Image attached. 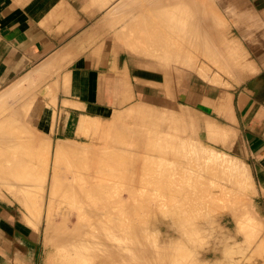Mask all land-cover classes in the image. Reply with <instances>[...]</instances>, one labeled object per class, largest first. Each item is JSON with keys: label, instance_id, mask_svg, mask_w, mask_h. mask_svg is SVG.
Returning a JSON list of instances; mask_svg holds the SVG:
<instances>
[{"label": "crops", "instance_id": "0c3cea01", "mask_svg": "<svg viewBox=\"0 0 264 264\" xmlns=\"http://www.w3.org/2000/svg\"><path fill=\"white\" fill-rule=\"evenodd\" d=\"M177 9L190 15L185 25L201 27V65L184 70L176 38L161 31L168 11L176 35ZM208 30L232 78L205 66ZM178 72L190 76L178 82ZM150 85H170L206 142L208 127L216 130L215 144L248 166L264 203V0H0V139L37 138L36 151L53 153L86 137L97 147L101 123L155 100ZM13 203L0 197V264H62L43 258Z\"/></svg>", "mask_w": 264, "mask_h": 264}, {"label": "bare ground", "instance_id": "6f19581e", "mask_svg": "<svg viewBox=\"0 0 264 264\" xmlns=\"http://www.w3.org/2000/svg\"><path fill=\"white\" fill-rule=\"evenodd\" d=\"M148 109L143 105H135L128 110V114L136 116V119L137 117L139 120L144 119L142 134L139 136L143 142L152 145L151 151L154 154L149 162H144L148 164L140 165L139 171L124 173L132 177L134 180L132 183L124 186V184L108 181L113 177H122L118 173L98 174V169L103 170L106 169V165L108 166L109 163L106 161L117 160L118 156L113 151L97 153L92 147L88 149L83 147L84 150L80 146L63 144L54 151L55 161L48 181L47 166H41V168L44 167L45 172L37 175L35 170L38 166L32 167L26 164V157L28 160L30 155L24 156V152L18 148V155L13 157L2 153L0 148V187L3 186L8 192H13L16 195V201L28 213L34 208L33 202L36 200L34 196L40 193L42 199L45 188L47 189L44 235L46 238H49V234L52 236L53 245L60 253L61 262L69 264H244V260L251 258L246 264H264V237L255 238L262 232L263 225L256 218L248 201L244 199L243 192L248 184L244 173L237 169L236 164H232L225 155H216L207 148V151L196 149L189 145V142L186 143L184 135L186 136L187 132L181 134L183 129L178 133V130L183 127V125L180 126L182 123L179 124L181 120L178 122L176 120L179 125L175 123V126L178 125L181 128L176 126L179 129H175L174 132H178L173 133L183 135L185 142L182 141V144L186 143L187 148L189 146L193 148L187 151L184 145L178 147L181 145L180 141L177 140V142L175 138H172L175 139L172 141L170 140L172 136L168 135L172 133V130L169 129L168 132H171L167 135L164 133L165 136L160 133L163 126L158 121L156 123L159 119L157 109L155 111H153L154 108ZM152 112H156L157 115ZM178 114L180 119L181 114ZM163 117L161 115L162 119ZM151 126L152 129H150ZM168 127L163 129L166 128L164 130L167 132ZM134 128L135 126L131 127L129 131L132 132ZM123 129L119 131L127 132L129 128ZM148 135L152 136L153 140ZM179 137L182 139L181 136ZM14 142V140L0 141V146L1 144L12 146ZM109 143L124 145L128 142L110 139ZM15 144L18 143L15 142ZM81 152L83 155L79 154ZM63 157H68L69 160L77 157V159L74 158L77 163L72 159V166L70 165L72 169L69 165L67 166V162L65 163L71 173V179H66L62 174L65 179L62 181L58 178L56 164ZM141 160L144 159L141 158ZM77 164L78 167H76ZM128 168L131 171L134 166ZM89 175L90 177L86 179L85 177ZM105 178L108 179L105 180ZM34 179L36 183L33 184L39 187L38 191V187L35 189V185H29ZM25 180H28L30 189L25 188V185L28 186ZM18 181H21L18 186L11 185ZM31 186H34L32 191L35 189L36 194L31 193ZM221 201L230 202L232 221H225L220 229L221 233L219 232L220 237L217 236L216 242L214 241L204 249L203 246L201 247V235L198 233L200 223L196 221L197 211L203 208L206 213H214L219 210L218 203ZM58 202L60 206L62 203L68 208L64 211L66 213L60 212V222L55 224L53 215L55 211L52 209ZM60 210H57V216ZM157 213H161L163 219H168L161 221L159 231L170 238L168 243L170 245L160 248L151 241L137 236L150 224L145 219L138 221L136 218L153 217ZM115 225L122 229L113 230ZM229 225L234 227L229 229ZM241 226H245L242 227L243 232H240ZM114 232L122 233V235H112ZM257 254H260L258 259Z\"/></svg>", "mask_w": 264, "mask_h": 264}, {"label": "rangeland", "instance_id": "374dc122", "mask_svg": "<svg viewBox=\"0 0 264 264\" xmlns=\"http://www.w3.org/2000/svg\"><path fill=\"white\" fill-rule=\"evenodd\" d=\"M167 14H168V11L162 10L161 31H163L165 33L167 39L169 38V35H168L169 32H171V39H174V37L176 38L175 43L173 40H171V45L173 47L176 46V53L178 56L177 57V69L178 70L190 69L189 64L191 61L193 62V65H196V63L201 65L200 64V60L202 59L200 57L201 47H199L196 44V42H199L201 44V42L199 41L202 38L201 37V27L200 26L185 25V21L190 22V15H189V20H186V14L187 13H185L184 10L177 9L176 35H173L174 34V26L171 28V31H170L169 26H167V24H165L167 22ZM196 17H197L196 12L192 11V20L195 21ZM190 38L194 41L193 47L190 45V41L187 43V39H190ZM203 40L205 41V35H203ZM215 40L216 39L213 38L210 30H208L207 43H206L207 44L206 50H208V56L203 57V61L205 62V66H207V65L209 66V71H211L212 69L219 70V71H221L220 75L226 76L228 78H232L231 73L225 72L224 69H221L218 66L221 64V62L223 60L227 61V58L223 54L219 57V52L217 51L218 49H217ZM165 44L169 48L168 40H166ZM190 48L192 51V57L186 58L185 55L190 53ZM161 61H162V64L164 62H166V60L164 58H162ZM223 64H224V62H223ZM231 68L232 67L227 68V69H231ZM173 76H175L177 81L180 82L181 80L186 79V77H189L190 75L187 73L178 72V73L174 74ZM168 78H169L168 74H162V81L164 79L166 81H168ZM177 86L179 87L180 85H177ZM150 87L151 88H149L148 91L156 97L155 100H153V101L150 100L151 101L150 103L145 101L144 103H139V104H142L144 107H148L149 108L148 110H150V109L152 110L154 108L153 111H155V109H157L158 111L156 110V112H158L159 119L156 120V123H157V121H158V123H162L163 127H168L167 125H169L170 128L169 127L167 128V132L164 130L166 128L163 129V127H162L163 132H161L162 130H160V133L163 136H165V134L167 135V133L171 132V131L168 132V130L170 129V130H172V133L168 134L169 137L172 136L170 138V140L172 138H175L176 141L179 140L181 145L178 147H181L182 145L186 146L187 145L186 143L189 142L190 143L189 145L196 147V149L199 148L202 150L203 149L206 150V148H207L208 151L210 150L211 152L215 153L216 155L223 154V156L225 155L226 158L228 157L230 159L232 164H234V165L236 164L235 166H237V169H239L242 173H244L245 177L248 179L247 189L243 192L244 199L246 201H248V203L252 207L256 218L259 219V221L262 223L263 230H264V203H262V201H260L259 198L256 197L254 184L252 181V176H251V173H250L248 166L243 161L237 159L233 154L225 152L224 151L225 147L223 145H216L215 144L216 140L214 138H215L216 130H213V129L208 127V131L210 132V136L208 138V141H210V142H206L204 139V136H202V137L200 136V132L198 131V128H197V125H198V123H200V121L196 120L188 111H186L184 108L180 107L179 105H177L175 103L174 99L169 95L170 85H150ZM156 112H152V113L153 114L155 113L154 115H157ZM170 112H171V114H170ZM178 113L181 114L180 119H179ZM161 115H162V117L164 115L165 120H163L164 117H163V119L161 118ZM155 117H157V116H155ZM171 118H173V120L175 119L174 122H173V120H171ZM167 119L171 123L166 122V121H168ZM143 120L144 119L139 120V117H137V119H136V116H133L130 114L127 115L126 112H124V113H121L119 115L114 116L113 119L108 123H101L102 126L106 125L103 128L104 131L102 133L104 136H102L99 139L100 143L98 144V146L93 147V148L96 149L97 153H102V152L104 153V152H108V151L109 152L113 151L114 153L117 154L118 157H117V160H114V161L111 160L112 162L106 161V163H109L108 166L105 164L106 167L105 166L104 167L106 169H103V170L98 169L97 170V171H99L98 174L111 172V173H118V174L122 175V177H119V178H116V177H113L110 179L107 178L109 182L124 184V186L129 184V183H132L134 180L132 179V177L126 176V174L127 173H134L135 171L136 172L139 171L140 165H143L144 162H149V159L154 156L153 152L151 151L152 145H150L147 142H143L142 138L139 136L140 134H142L143 124H144ZM176 120H177V122L180 120L182 121V122H179V124L182 123V124H180V126L183 125L182 128L178 126L179 124L176 122ZM175 123L178 124L176 126L181 128L180 130H178L179 128L178 129L176 128ZM152 125H154V123ZM133 126H135V128H134V130H132V132H130L129 130ZM124 127H126L127 129L129 128L127 130V132L119 131V129L121 130ZM150 129H152V126L150 127ZM175 129H177L179 132L178 131L174 132ZM181 130H183V132ZM173 132L174 133L182 132L181 134H184V133L186 134V132H187L186 136L184 135V137H186L187 142L182 144V141L184 138L183 135H177L178 133L174 135ZM4 133L8 134L9 132H4ZM89 136H91V134ZM179 136H181L182 139ZM89 138L90 137L84 138L82 140L81 144L73 143V145H77V146H80L82 148L84 147L85 149H86V147H87V149H88V147L91 148L92 145L88 141ZM153 138H156V137L153 136ZM33 139H37V138L9 137L8 139L7 138L6 139H0V141H3V142L6 140H14L15 142L20 141L19 146H18V144H15V142H14L12 146H10V145L5 146L4 144H1L0 148L2 150V153H5V154H7L9 156H13V157L18 155V152H19L18 148L22 152H24V156L30 155V156H28V158H29L28 160L26 157V164H28L32 167H33V165L35 167L38 166V168L35 170L36 171L35 173L37 175L42 174L44 171V169H43L44 167L41 168V166H47L46 173H47V181H48L49 177H50V173H51V171H53L52 168H53L54 161H55V159L53 158L54 153L51 152L50 147H48V150H45L43 148L42 149L38 148V150L36 151L35 148L32 145H30V141H32ZM110 139L113 141H116V140L124 141L125 140L128 143L124 144V145H122V144H120V145L112 144L111 145L109 143ZM147 139L149 140V138H147ZM150 139H152V136L150 137ZM175 139H172V141ZM183 142H185V141H183ZM211 142H213L214 144H212ZM2 145H4V146H2ZM200 146H201V148H200ZM191 147L189 146V148H191ZM186 148H187V146H186ZM189 148H187L185 150L188 151ZM82 153L83 152H81L79 154H82ZM30 157H31V159H30ZM77 157H79V155H77ZM77 157H72V158L69 157L70 160L68 159V157L67 158H65V157L60 158V160L56 164V168L58 167L57 168L58 171L57 170L56 171H57V173L59 172L57 174L58 178H61V180L63 181V180H65V179H63V175H64V177H66V179H68V178L71 179V173H69L67 166L69 165V167H70V165L73 162L77 161V160H74V158L77 159ZM64 158L66 161L64 160ZM141 158H143L144 160H141ZM32 159H34V160H32ZM72 159H73V162H71ZM231 159L233 161L236 160V161H234L235 163ZM68 161H70L71 163ZM85 162L86 161H84V163ZM65 163L67 164V166ZM68 163H70V164H68ZM75 163H77V162H75ZM75 163H74V165H75ZM97 163H99V162H97ZM146 164H148V163H144V165H146ZM132 165L134 166V169L130 171V169L128 167L132 166ZM238 165L240 166L239 168H238ZM73 167H75V166H73ZM76 167H78V164ZM65 169H67L68 171ZM73 170H74V168H73ZM124 173H126V174H124ZM89 177H90V175L85 177V178L88 179ZM98 178H99V176H98ZM107 179L105 178V180H107ZM19 182H21V181H18L17 183L11 184V185L18 186ZM27 182H28V180L26 181V183ZM34 182L36 183V179H34V181L31 184L27 183V185L28 184L29 185H35V184H33ZM11 183H13V182H11ZM23 183H20V185L24 186ZM29 185L28 186L25 185V188L29 187ZM5 187H6V185H5ZM37 187L38 186L35 185V189ZM32 188H34V186L33 187L31 186V193L32 192L35 193L39 189V187H38L37 191H35V189L32 191ZM28 189H30V187ZM46 190L47 189L45 188V193H44V195H42V199H41L40 193H37V195L34 196V198L36 197V200L33 202V207H34L33 209L34 210L32 209V211L30 213H28V211L26 212V210L16 201V195L13 192H8L6 190V188L4 189L3 186H2V188L0 187V197H4V198L9 197L10 199L14 200L13 204L22 213V217H23L22 219H23L24 223L36 233V237H37V241H38V247L41 250V252L43 251V258L47 260V257L49 255H51L54 258V261H57V260L59 261L60 253H59L58 249L53 245L52 238H51L52 236H50V234H49V238H46V236L44 235V225H45L44 221L46 220L45 219L46 218L45 217L46 216V212H45V209H46V206H45L46 205V200H45L46 199ZM38 195H40L39 196L40 198L38 197ZM59 204H60L59 202L54 204L53 209H52L55 211L53 214L55 217V219H54L55 224L60 222V217H59V215H61L60 212L66 213L64 211H66L67 210L66 208H68V207H65V205H63L62 203H61V206ZM218 204H219V210H217L214 213H211V214L206 213V211L203 210V208H201V210L198 209V211H197L198 217L196 218V221L201 224V225L199 224L198 229H200V230L198 233H199V235H201V247L203 246L202 248H204V249H206L209 244L213 243L215 241V239H217V236L220 237L219 232L221 233L220 229L222 228L223 223L225 221H228V220L232 221V214L230 213V211H231L230 202L229 201H221ZM57 206H59V207H57ZM60 208H62L61 209L62 211L60 210ZM57 210H60L59 211L60 214H58V216L56 214L58 212ZM138 215H140V214H138ZM36 217L39 218V220ZM35 218H36V220H35ZM143 219L147 220L150 225H147L146 227H144L143 228L144 230L137 234V236L140 237V239H143V238L147 239L148 241H151L152 244H154L155 246H158L159 248L162 246L170 245V244H168L170 242V238L168 236H166L164 233H160V231H159V228L161 227V221L162 220L167 221L168 219H163L161 217V213H157L153 217L150 216V217H137L136 218V220H138V221L143 220ZM36 221H38V222H36ZM73 222H75V220ZM228 227H229V229H232L234 226L229 225ZM242 227H245V226H241L239 228L240 232H243ZM120 229H122V227L116 226L113 228V230H120ZM263 230H262V232L258 231V232H260V234L256 233L257 236L255 238L259 239L260 237L261 238L264 237ZM112 235L121 236L122 233L118 234V233L114 232V234H112ZM254 236H255V234H254ZM259 256H260V254L258 255L257 259L259 258ZM253 259L254 260L256 259L255 255H254ZM249 260H251V258L244 260V264H246L247 261H249ZM60 263L69 264L67 262L66 263L60 262ZM97 264H100V263H97ZM101 264H105V263H101Z\"/></svg>", "mask_w": 264, "mask_h": 264}]
</instances>
